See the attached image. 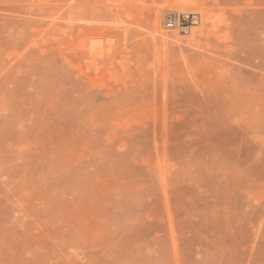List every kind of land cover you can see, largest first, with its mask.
I'll use <instances>...</instances> for the list:
<instances>
[{"label":"rangeland","instance_id":"obj_1","mask_svg":"<svg viewBox=\"0 0 264 264\" xmlns=\"http://www.w3.org/2000/svg\"><path fill=\"white\" fill-rule=\"evenodd\" d=\"M0 264H264V0H0Z\"/></svg>","mask_w":264,"mask_h":264},{"label":"bare ground","instance_id":"obj_2","mask_svg":"<svg viewBox=\"0 0 264 264\" xmlns=\"http://www.w3.org/2000/svg\"><path fill=\"white\" fill-rule=\"evenodd\" d=\"M243 3H245V2H243ZM229 6V5H228ZM238 6V5H237ZM210 7V6H209ZM220 7V6H219ZM226 7V6H225ZM195 10V9H194ZM201 10V9H200ZM209 10V9H208ZM205 11V10H204ZM209 11H212V10H209ZM222 11V10H221ZM224 11V10H223ZM222 11V12H223ZM216 12V11H215ZM219 12V11H218ZM193 13H194V16H198V22L200 23V24H202V23H205L206 21H208L207 20V17L209 16L208 14L205 16L204 14H202V13H197V12H192V11H185V8H182V10H180V11H178L175 15H172V17L171 18H173L174 16H175V18H173L172 20V23L174 24V26L175 27H178V29H179V32H181V33H183V32H185L186 31V24H189L190 22L192 23V21H194L193 20V17L191 16V15H193ZM212 13V12H211ZM217 13V12H216ZM196 14V15H195ZM211 15V14H210ZM213 15H214V12H213ZM221 15H222V13H221ZM222 17V16H221ZM210 17H208V19H209ZM213 18V17H212ZM217 18V17H216ZM216 18L214 19L215 21H216ZM225 18V17H224ZM196 21V20H195ZM205 21V22H204ZM222 21V20H221ZM178 22H180L181 24H183L184 26H182V28H180L179 27V25H178ZM229 23V22H228ZM216 24V23H215ZM225 24V23H224ZM199 25V24H198ZM220 25V24H219ZM221 25H222V23H221ZM228 25V24H227ZM200 27V26H199ZM202 27V26H201ZM192 28H194L193 26H188V29H187V32H190V30H192ZM206 28V27H205ZM216 28V27H215ZM217 29V28H216ZM220 29V28H219ZM224 29V28H223ZM177 30V29H176ZM208 30V29H207ZM225 30V29H224ZM223 30V31H224ZM202 31V30H201ZM225 31H227V30H225ZM192 32V31H191ZM212 32H214V31H212ZM216 32H217V30H216ZM199 33V32H198ZM215 33V32H214ZM223 33V32H222ZM200 34V33H199ZM219 34V33H218ZM228 34V33H227ZM207 35H209V34H207ZM127 36V35H126ZM223 36V35H222ZM219 37V36H218ZM230 37V36H229ZM217 41V40H216ZM220 41V40H219ZM221 42V41H220ZM225 49V48H224ZM247 68V67H246Z\"/></svg>","mask_w":264,"mask_h":264},{"label":"built area","instance_id":"obj_3","mask_svg":"<svg viewBox=\"0 0 264 264\" xmlns=\"http://www.w3.org/2000/svg\"><path fill=\"white\" fill-rule=\"evenodd\" d=\"M172 21H173L172 19H169L167 23H168L169 25H174V24L172 23Z\"/></svg>","mask_w":264,"mask_h":264}]
</instances>
